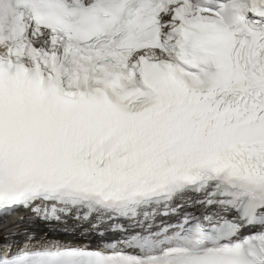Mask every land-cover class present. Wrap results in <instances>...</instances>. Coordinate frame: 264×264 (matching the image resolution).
I'll use <instances>...</instances> for the list:
<instances>
[{
  "label": "snow or ice",
  "instance_id": "snow-or-ice-1",
  "mask_svg": "<svg viewBox=\"0 0 264 264\" xmlns=\"http://www.w3.org/2000/svg\"><path fill=\"white\" fill-rule=\"evenodd\" d=\"M0 264H264V0H0Z\"/></svg>",
  "mask_w": 264,
  "mask_h": 264
}]
</instances>
